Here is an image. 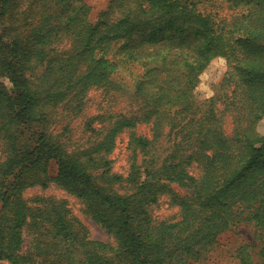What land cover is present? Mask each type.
<instances>
[{
    "label": "trees",
    "instance_id": "1",
    "mask_svg": "<svg viewBox=\"0 0 264 264\" xmlns=\"http://www.w3.org/2000/svg\"><path fill=\"white\" fill-rule=\"evenodd\" d=\"M216 58L226 91L202 103L194 89ZM90 89L131 108L88 117L76 146L53 116L82 114ZM262 119L264 0H112L95 20L83 0H0V263L188 264L240 224L264 236ZM123 133L126 175L111 158ZM50 184L113 243L90 239L66 200L23 197ZM163 197L174 219L153 217ZM249 248L239 263L264 264V240L256 258Z\"/></svg>",
    "mask_w": 264,
    "mask_h": 264
},
{
    "label": "rangeland",
    "instance_id": "2",
    "mask_svg": "<svg viewBox=\"0 0 264 264\" xmlns=\"http://www.w3.org/2000/svg\"><path fill=\"white\" fill-rule=\"evenodd\" d=\"M88 6L91 7V19L95 20L98 14L106 10L112 0H83ZM209 7V5H207ZM230 13V11H227ZM229 70V63L224 58L214 59L208 67L199 76V82L194 89L196 99L202 103L209 100L213 96L219 97L221 102L223 92L226 91L224 87V79L226 78ZM125 77L127 75L123 74ZM128 78V77H127ZM126 78V79H127ZM229 94V90H227ZM114 96V98H113ZM86 106L82 114L74 117L63 118L61 110L58 115H54L55 119V132L68 124V132L63 133L70 139L71 144L82 146L87 138V133L84 131V123L88 117L103 115L115 116L120 113H126L131 107L125 97H116V95L106 96L102 89H90L86 98ZM219 107L223 108L221 104ZM227 112H224L226 115ZM64 115V114H62ZM137 132L152 136L151 127L148 124H139ZM224 130L227 135L232 131L231 118L226 117L224 123ZM260 134L264 135V119H262L257 126ZM128 137L123 133L117 138V146L113 151L111 158L113 162V172L126 175L129 162L127 160L128 151L125 149ZM54 168L50 167V174H54ZM172 188L179 194L184 195L185 190L177 184H173ZM23 197L26 200H31L35 197L54 198L59 200H66L67 206L70 209L71 215L74 216L80 223H82L88 230L89 238L92 240L113 243V240L107 235L106 231L96 224L89 216L82 211L80 202L74 197L66 193L64 190L50 184L48 187L43 188L39 185L27 188L23 192ZM169 201L163 197L159 203L152 208V215L158 221L165 219H174L178 215V208L174 205H169ZM264 236L262 229L259 228L254 222L243 223L234 227L230 231L224 232L218 237V242L208 252L204 260L198 262H189L188 264H240L236 258V250L239 247L249 245V251L253 257H257V252L262 246ZM0 264H9L8 262H1Z\"/></svg>",
    "mask_w": 264,
    "mask_h": 264
}]
</instances>
